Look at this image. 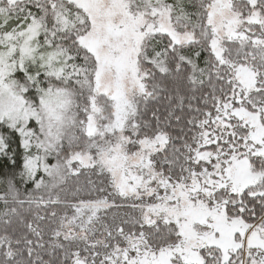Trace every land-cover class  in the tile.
<instances>
[{"label": "snow or ice", "instance_id": "snow-or-ice-1", "mask_svg": "<svg viewBox=\"0 0 264 264\" xmlns=\"http://www.w3.org/2000/svg\"><path fill=\"white\" fill-rule=\"evenodd\" d=\"M0 264H264V0H0Z\"/></svg>", "mask_w": 264, "mask_h": 264}]
</instances>
